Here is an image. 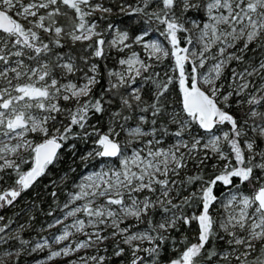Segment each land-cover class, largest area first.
<instances>
[{
    "label": "snow or ice",
    "instance_id": "1",
    "mask_svg": "<svg viewBox=\"0 0 264 264\" xmlns=\"http://www.w3.org/2000/svg\"><path fill=\"white\" fill-rule=\"evenodd\" d=\"M114 15L155 23L170 47L146 41L148 28L133 39ZM69 43L85 54L61 51ZM106 45L131 55L118 60L122 70H107L104 86L95 61L107 57ZM168 59L171 74L154 71ZM78 142L93 145L81 163L100 158L101 167L63 206L64 219L74 218L53 238L63 246L45 240L29 254L161 264L171 247L167 264H264V0H0V209L60 163L64 149L75 155ZM182 228L191 236L177 240ZM77 233L84 238L65 243ZM10 240L21 247L0 264H19L31 243L0 235V245ZM108 241L111 255H100Z\"/></svg>",
    "mask_w": 264,
    "mask_h": 264
},
{
    "label": "trees",
    "instance_id": "2",
    "mask_svg": "<svg viewBox=\"0 0 264 264\" xmlns=\"http://www.w3.org/2000/svg\"><path fill=\"white\" fill-rule=\"evenodd\" d=\"M129 3H135V0H128ZM114 11L118 12V9H115ZM111 20H113L118 28L124 29L129 31V34L132 38L136 36V34L142 32L145 28H148L149 36H155L158 40H160L163 44H165L167 47H170L167 43V41L162 37L159 33V31H156V25L153 23V25L149 28L147 25L143 23L142 20L139 19L137 16H123V15H114L111 17ZM102 27H106L105 22H101ZM161 29L163 26H159ZM110 33L105 34L106 41L109 38ZM86 46V45H85ZM183 46V44H182ZM83 47L79 43H77L75 46L71 45L69 43L64 49L61 51L66 53H71L74 57H78L80 55H84ZM108 55L106 58H100L97 59L95 62L99 63L102 76L105 78L101 80V85L106 86V69L109 67H113L116 65V59L121 53H118L115 48L107 49ZM91 51V50H89ZM252 53H249V56H251ZM142 59L147 60V56L142 54ZM80 61L77 60V63ZM149 63H153V61H148ZM173 64V61L171 59L165 60L164 64L156 67L154 71L160 72L163 74L164 72L168 71L169 74L170 68ZM153 71V69H150V72ZM146 89V96H147V89L149 85L144 86ZM100 87L97 88V95H99ZM175 94H173L174 96ZM118 107V103L114 104L112 106L113 110H115ZM95 122V120L93 121ZM129 125L135 124V121H129ZM103 127V125H101ZM227 129V126H225ZM93 145L91 143L84 144L83 142L77 143L78 152L73 155L68 149H64V155L60 161L55 167H50V170L47 175L39 178V180L34 184V186L30 189H28L26 192H24L21 197L17 199V201L14 203L13 206H7L4 209H0V215H3L5 217L4 221H0V225H3L5 223H8L11 221L10 227L7 230L11 229L16 225V222L23 221L28 224V228L19 233L22 239L33 241L36 238L40 236V233L38 232L39 228L43 226L47 221H50L52 218L56 217L58 215V205L67 193V191L70 189V186L75 183L76 178L84 172L87 169L93 168L96 166L97 163L100 162V158L91 161L88 163L87 166H85L83 163H81L79 159V155L83 153L87 149H91ZM71 169H75V171H71ZM65 173H67V179L62 180L61 178L65 176ZM53 181H56V184L53 183ZM227 189H223L225 191ZM55 193V195H53ZM51 213V214H50ZM146 227V225H143ZM195 228V225H193ZM181 234L189 235L191 236V233H184L183 228L181 229V233H173V236L179 240L181 238ZM17 245L20 246L18 241L10 240ZM108 247V252H100V255H111L113 246L112 241L106 242ZM221 246L223 245V242H221ZM174 255L173 250L171 247L168 248V256ZM162 256L164 259L162 260L161 264L167 263L168 256L164 255L162 253ZM23 262V258L20 257L19 264ZM118 263V262H117ZM11 264V263H10ZM125 264H127V260H125Z\"/></svg>",
    "mask_w": 264,
    "mask_h": 264
},
{
    "label": "rangeland",
    "instance_id": "3",
    "mask_svg": "<svg viewBox=\"0 0 264 264\" xmlns=\"http://www.w3.org/2000/svg\"><path fill=\"white\" fill-rule=\"evenodd\" d=\"M118 29L119 30H124V29H121V28H118ZM139 34H141V32L136 34V35H139ZM114 35H115V32H111L110 35H109L108 40H110ZM145 40L146 41H154V40H158V39L155 36H147V37H145ZM183 46H187V45H183ZM165 47H167V46L165 45ZM131 50L135 51L136 53H138L141 59H142V54L146 55V50L143 48V46L141 44H132V49ZM125 54L131 55V52L128 49H125L124 53H121V55H119L117 57L116 65L106 69V77H107V70L108 69L122 70V67L118 64V60L120 58L124 57ZM201 71H203V70H201ZM106 82H107V80H106ZM134 125L135 124H132L130 126H134ZM224 130H227V129L225 128ZM124 139H125V136L122 133L121 137H120L121 142H123ZM171 142L172 141L169 140V143H171ZM108 166H111V163H109ZM100 167H101V164L99 162V163L96 164L95 167L85 170L84 172H82L78 176V178H76L75 183L70 186V189L67 191V193L65 194V196L63 197V199L61 200V202L58 205V209H57L58 212H59L58 215L56 217L52 218L50 221H47L43 226H41L38 229L39 230L38 232L40 233V236L38 238H36L35 240L30 241L31 243L28 246H26V249L23 251V253L21 255V257L23 258V262L21 264H67V260L76 258L75 256L66 257V258H58L56 260H53V261L49 262V261H47V256H48V253H49V249L48 248H44L43 250H38L36 252H32L31 254H29L27 249H30L36 243L43 244L45 240H47L49 242L52 250H56L57 248L63 246V245H57L56 243H54L53 242V238L56 235L62 234L64 226L65 225H70L73 222V219H74L72 217H68L67 219H64V213L67 211V209H64L63 206H64V204L66 202L69 201L70 194L74 193L75 191H78L76 186L80 183L81 178L83 176H85V175H88V174L94 172V171H99ZM226 191L227 190H225V192ZM81 203L82 202H79V201L76 202V204H81ZM75 206H76L75 204L72 205V207H75ZM77 218L85 219V220L88 219L83 214H78ZM57 219H61L63 221V223L59 224V225H56L55 227L49 228L48 226L50 224H53ZM21 226H23V228H21ZM140 227L144 228L143 225H140ZM27 228H28V224L27 223H25L23 221L22 222L18 221V222H16V225L14 227H12L11 229L7 230L6 233L0 234V235L13 236V235H16L17 233H21V232L25 231ZM69 230L72 231V232H75L74 229L70 228ZM83 238H84L83 236H81L80 234L77 233V234L73 235L72 237H70V240L65 242V243L77 241V240H80V239H83ZM20 247L21 246L17 245L16 243H14L12 241H9V244H6V245H0V256H2V254L5 251H13L14 252L16 249H19ZM88 253L89 254H97L94 249L88 250ZM81 254H83V252L77 253L76 255H81ZM5 259H7V258H5ZM10 263H11V261L8 262V264H10ZM165 264H167V263H165Z\"/></svg>",
    "mask_w": 264,
    "mask_h": 264
}]
</instances>
